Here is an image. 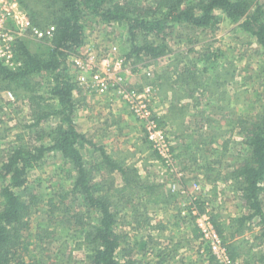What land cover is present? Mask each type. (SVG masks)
<instances>
[{
    "label": "trees",
    "instance_id": "16d2710c",
    "mask_svg": "<svg viewBox=\"0 0 264 264\" xmlns=\"http://www.w3.org/2000/svg\"><path fill=\"white\" fill-rule=\"evenodd\" d=\"M20 3L35 25L41 28L55 25L56 31L51 46L43 51H32L26 40H18L19 67L10 68L0 60V95L11 91L14 96L13 100L0 101V123L8 126V120H16L10 116L11 112L19 115L23 106L29 110L28 118H18L14 125L20 128L15 139H6L12 127L0 135L5 145L0 158V264H78L76 251H84L87 257L83 259L84 264H136L131 253L142 240L132 246L125 228L139 227V233L148 231L146 243L152 244L157 243L153 232L170 230L174 226L172 219L180 223L178 229L182 235L176 240L173 233L168 235L174 246L157 253V264L177 256L188 237L187 228L195 241L193 247L196 242L201 243L199 254H205L203 235L192 213V204H184V212L188 214L183 213V208L177 205L178 193L171 186L167 188V182L158 183L142 176L131 159L113 156L104 145L97 144L79 129L75 93L81 85L72 56L85 45L91 22L126 28L130 46L127 59L147 58L155 65L170 55L174 65L164 67L167 73L157 75L151 66L145 73L158 80L147 83L154 93L158 91L160 79H164L168 89L179 87L178 100L188 99L173 101L168 109L171 113L167 111L156 117L159 125L165 127L168 118L171 120L179 114L186 118V113L192 114V106L200 108L201 101H214L220 106V101L227 100L236 88V59L221 49L207 46L198 50L197 46L190 45L198 34L215 33L224 21L236 24V29L249 39L240 46L254 45L255 51L264 57V0H20ZM183 29L187 31L185 37ZM184 40L188 41L187 50L177 52L174 46ZM221 66L209 71L210 67ZM262 77L256 91L264 86ZM257 102L260 105L252 116L243 113L230 116L233 123L229 131H236L242 137L245 150L237 166L223 171L222 162L232 138L225 131L215 133V130L210 144H218L214 146L218 158L209 160L211 152L201 144L203 152H189L186 157L184 154L186 165L182 166L194 174L195 181L209 188L211 199L195 200L201 209L207 201L216 202L224 194L221 181H231L233 189L242 197L245 211L228 221L219 208L211 210L212 221L227 243L233 264H264V102L259 97ZM205 108L197 112L205 116ZM53 120L55 125L51 124ZM211 120L216 122V127L223 126L219 119L212 117ZM144 140L152 148L147 135ZM84 146L99 154L90 161L83 152ZM172 149L175 150L174 145ZM55 153L69 166L71 183L68 188L60 185L43 192L46 186L42 182L33 185L30 175ZM152 155L159 157L157 152ZM180 156L176 154V158ZM204 157L207 161L200 163ZM186 160L194 166L189 167ZM167 174L172 181L173 175L168 171ZM181 183L186 186L187 179ZM159 204L172 205L177 214H169L168 222H153L149 206ZM249 232H255L254 238L248 237ZM33 235L32 255L25 259L23 251L28 246L27 239ZM206 253L209 262L218 264L208 246Z\"/></svg>",
    "mask_w": 264,
    "mask_h": 264
},
{
    "label": "rangeland",
    "instance_id": "374dc122",
    "mask_svg": "<svg viewBox=\"0 0 264 264\" xmlns=\"http://www.w3.org/2000/svg\"><path fill=\"white\" fill-rule=\"evenodd\" d=\"M88 27L87 41L80 50L85 51L90 48L95 52L100 60L106 57H112L113 62H111L109 66L110 69L119 70V73L115 70V74H121L131 87L139 88L141 85H144L145 87L148 85L147 83L155 81L153 79L154 77H147L145 74L149 70V66H151L153 71L157 70L156 74L159 75L165 71L167 65H174V60H172L170 55L161 58L155 65H151L147 58L142 60L135 58L127 59L126 55L130 51V46L127 41V31L126 28L119 24L107 25L105 23L91 22ZM185 32L187 31L183 29L182 35L184 37L186 36ZM176 39H179V36L176 37ZM196 39L198 41H195ZM196 39L193 40V43L190 45L197 46L198 50L205 49L207 46L213 49H221L224 50L225 55L227 53L228 57H234V59H236V61H234L237 64V79L235 81L237 82L236 88L232 93L230 92L228 94L227 100L220 101L222 102L221 104L219 103L221 108H216L220 106H218L217 103L214 104V101H201L202 104L198 106L200 107L199 109L192 106L191 111L193 115L186 113V118H184L181 114L172 117L171 120L168 118L169 123L166 124L165 127H162L166 129L170 143L175 146V150H173L175 157L177 149L181 147V143L185 144L187 147L185 150L186 152L190 149V153L196 151L203 152V150H201V144H204L203 147L207 148V150L211 152V154L209 153V160L212 161L218 158L217 153L214 152V146L216 145L217 147L218 144H210L212 134L214 133V130L215 133L225 131L227 134L226 136L232 138L231 143L228 146L229 151L227 156L222 162L223 171H229L233 166H237V163L241 162V158L245 156L242 137L238 136L236 131H233L232 133L229 131L231 124L233 123L232 120H230V116L232 113H236V115L243 113L245 116H252L257 107L260 105V102H257L258 97L264 102V86L261 87V90L259 89L256 91L259 86L258 83L259 81H262V76L264 75V57L260 52L255 51L254 45L249 46L245 44V47H241L240 44L242 42H247L249 39H247L244 33L236 29V24H230L227 21L222 22L220 24V28L215 33H200L196 36ZM24 40H26L30 50L38 52L49 49L53 38L47 40L25 38ZM187 42L188 41L184 40V42L176 44L174 46L175 50L177 52L181 50L186 51L188 48ZM117 60H120L121 64L116 63ZM200 65L203 66L204 63H201ZM171 68H173V66ZM220 68H222V66L217 68L210 67L209 71L212 72V70ZM72 69H74V66ZM74 73L76 74V72ZM259 76L261 77L258 78ZM10 93L12 92L6 91L2 93L0 95V101L4 100L3 102H6L7 100H13L14 98L12 99L10 97ZM257 93L261 95L259 96ZM230 94L231 101H228ZM75 96L79 104L76 121L79 129L85 133L87 137L93 139L97 144L104 145L107 151L113 156H122L131 159L130 161L136 163V166L139 168L142 176L149 180L154 179L158 183L167 182V188L171 186L170 183L173 184L178 181L179 178L175 176H172V181L169 180L170 178L168 177L165 164L162 159L160 157L156 158L152 155L153 152H156L153 145L149 142L150 145H152V148H149V144L144 140L146 132L144 133L145 129L143 123L138 120L130 106L122 99L121 95H119L114 88L110 89L106 93L100 94L87 86H81L80 90H76ZM190 102L194 105V101ZM176 104L179 105L178 103ZM150 105L152 106L154 113H156V117L162 115L159 113V108H163L162 106H164V102L158 101L157 93H153ZM168 105L170 107V104ZM165 107L167 106H164V108ZM203 107H206L205 110L207 109V114L205 116H203L202 113L197 112V110L201 111ZM22 109L23 112L20 111L21 114L19 115L14 111L11 112L10 116L15 117L16 120H8V126H6V123H0V135H2L8 127H12L11 129H8V134L10 135L9 138H6L8 141L10 139H15L17 132L20 131V128L16 129L14 127L18 118H28V108L23 106ZM167 111L171 113L170 110ZM248 112L249 115H247ZM2 115L9 117L8 114L5 115L2 113ZM7 117L4 119L7 120ZM212 117L214 119H219L221 125L223 126H220L219 128L216 127V122L211 120ZM200 122H204L205 124L202 126ZM55 123V120L51 122V124L54 125ZM4 148L5 145L3 144V141L0 140V158L3 154L2 149ZM83 152L87 154L90 161L94 156H97V153L99 154V152L94 153L95 151L89 148V146H84ZM205 158L206 157H204L200 163L206 162L208 158ZM176 163L178 169L183 172V179H187L186 187H189V193H194L201 201L205 198H207V200L211 199V196L208 193L209 188L203 183L195 181L193 178L194 174L190 173L189 170H183L178 158H176ZM115 176L116 181L119 182V174H116ZM98 177H100V175H98ZM68 178L69 166L64 165L63 159L56 153L50 154L46 158L42 168L32 171L30 175V180L33 185L37 186V184L42 182L43 185L46 186V189L42 190L43 192L55 189L60 185H64L68 188L70 186L69 183H71V180H68ZM195 183L200 184V190H195ZM220 183H222L221 187L224 188V194L221 195L218 198L219 200L216 202H206L210 206L211 210L212 207L214 209L215 207L219 208L221 212H223V217L226 216V218L229 219L235 215L241 214L242 211L244 212L245 204L242 197L238 194V190L233 189L232 182L230 181L225 183L221 181ZM176 192L178 193V207H182L183 213L188 214L186 211L184 212V204L190 203V194L181 193L177 190ZM149 207V214L154 220L153 222H158L160 220L168 222L169 219H167V217L169 214H177V210L172 207V205L164 207L163 204H159ZM79 210L84 209L79 208ZM171 221V225L174 224V226L169 228L170 230L159 233L153 232V240L155 239L157 243L152 244L146 243L148 241L146 238L148 231H142L141 229L142 232L139 233V227H133V229L130 227L125 228L129 232V241L132 246L135 242L142 240L141 244L132 250L131 253L133 259L137 262L136 264H157V253L161 249H168L169 247L174 246L172 245L173 243L170 244L168 235L174 234L176 240L182 235V232L178 229L180 223H177L175 219H172ZM187 229L188 237L186 241L183 242V247H180L178 250V253L176 254L177 256L174 259L169 257L167 262H164L163 264H214L208 261L209 255L206 253L207 244L203 238L202 251L205 252V254L201 256L198 251L201 243L196 242V246L193 247L195 241L192 238L193 236L190 228ZM253 235H255V232L248 233V237L250 236L251 238H254ZM33 239L34 235L27 239L28 246L23 251V255L26 257L25 259L32 255L31 249ZM145 245L146 247L144 248ZM169 252L172 254V251ZM75 254L79 260L78 264H84L85 261H83V259H87L84 251H76Z\"/></svg>",
    "mask_w": 264,
    "mask_h": 264
},
{
    "label": "built area",
    "instance_id": "2783aa9c",
    "mask_svg": "<svg viewBox=\"0 0 264 264\" xmlns=\"http://www.w3.org/2000/svg\"><path fill=\"white\" fill-rule=\"evenodd\" d=\"M55 31V25L45 28L35 25L23 9L20 0H0V60L8 67L16 68L21 65L16 56L18 40L25 38L47 40L54 37ZM72 61L78 71V80L81 86H87L100 94L114 88L121 95L138 120L143 123L147 138L165 164L166 171L179 178H177V182L171 183L172 190L190 194L189 187L183 186L181 183L183 172L177 167L168 133L157 122L156 113L150 105L154 93L152 86L147 85L142 89L131 87L121 74H115L116 71L119 73V70L110 69L109 66L113 62L112 57L100 60L90 48L85 51L80 50L78 54L73 55ZM116 63L121 64L120 60H117ZM10 97L14 98L12 93H10ZM194 186L196 191L201 189L200 184L195 183ZM190 197L189 202L192 204V213L195 215L196 224L203 235V240L215 256V260L218 264H233L227 244L212 221L210 206L206 203L205 207L201 209L195 203L198 197L194 193H191Z\"/></svg>",
    "mask_w": 264,
    "mask_h": 264
},
{
    "label": "crops",
    "instance_id": "0c3cea01",
    "mask_svg": "<svg viewBox=\"0 0 264 264\" xmlns=\"http://www.w3.org/2000/svg\"><path fill=\"white\" fill-rule=\"evenodd\" d=\"M155 82H158V80H156ZM163 82H164V79H160V81H159L160 86H158V91H157L158 101H163L164 106H167L165 108H164V106H162L163 107L162 109L159 108V113L162 114L161 116H163L164 114H167V110L169 108L168 104L171 105V103L173 101H187L188 100V99L186 100L185 97H183L181 100H178L177 98L179 97V92H178L179 87H175L174 90L168 89V87ZM129 83H130V81H129ZM174 95H175L176 99H174ZM186 148L187 147L185 146V144L181 143V147H179V149H177V154H181V156L178 158V161L181 164V166L186 165V164H184V162H185L184 161V154L186 157L188 155V152H190V149H188V151L186 152L185 151ZM187 162L189 163V164H187V165H189V167H193L192 162H190V161H187ZM219 184H220V186H222V183H219ZM221 213L223 214V212H221ZM224 218L226 219V221L229 220V218H226V216H224Z\"/></svg>",
    "mask_w": 264,
    "mask_h": 264
}]
</instances>
